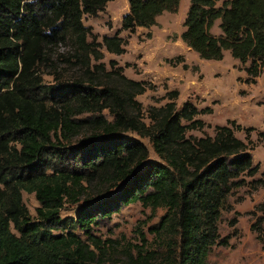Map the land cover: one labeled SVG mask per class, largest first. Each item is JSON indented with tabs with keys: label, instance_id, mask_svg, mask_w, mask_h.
I'll return each instance as SVG.
<instances>
[{
	"label": "trees",
	"instance_id": "16d2710c",
	"mask_svg": "<svg viewBox=\"0 0 264 264\" xmlns=\"http://www.w3.org/2000/svg\"><path fill=\"white\" fill-rule=\"evenodd\" d=\"M108 1L0 0V264H103L108 239L96 236L92 225L136 201L165 209L151 231L167 238L161 255L140 248L128 253L130 264H209L227 195L241 174L259 169L248 143L228 124L216 125L212 136H186L204 127L196 115L212 112L210 107L184 101L177 108L174 89L167 102L149 108L146 123L135 99L145 82L118 70L103 79V65L90 71V56L98 60L102 54L87 40L91 30L82 16L96 15ZM128 4L121 28L132 31L155 24L165 11L176 12L180 0ZM216 20L219 35L210 32ZM183 25L181 39L201 58L220 60L229 50L241 63L250 60L246 82H255L264 65V0H189ZM65 41L89 74L55 93L57 87L41 84L36 66L47 45ZM102 41L107 51L124 52L118 35ZM88 131L86 143L71 145ZM139 138L148 139L160 161L148 159ZM93 186L98 201L78 209L75 218L60 215L65 203L78 202ZM22 191L34 193L39 203L34 217Z\"/></svg>",
	"mask_w": 264,
	"mask_h": 264
},
{
	"label": "rangeland",
	"instance_id": "374dc122",
	"mask_svg": "<svg viewBox=\"0 0 264 264\" xmlns=\"http://www.w3.org/2000/svg\"><path fill=\"white\" fill-rule=\"evenodd\" d=\"M188 7L189 0H180L176 12L165 11L156 17L155 24L137 26L132 31L121 28L122 18L129 12L128 0H111L96 15L84 14L82 22L91 30L87 40H94V47L102 54L98 60L90 56L89 69L95 70L94 64L103 65L99 72L103 79L110 70H118L130 79L145 82V92L137 94L135 99L141 103L142 118L146 123H149V108L163 105L168 101L166 93L175 89L178 91L174 99L177 108L184 101H190L199 109L207 106L212 109L210 113L196 115L205 125L200 130H187L186 136H212L216 125L228 124L236 137L248 143L252 163L258 164L259 169L254 175L241 174L237 178L241 182L227 195L217 223L219 239L208 256V262L264 264V184H261L264 183V136L261 135L264 132V65L255 82L247 83L245 68L250 64L249 59L241 63L229 50L223 51L220 60L201 58L180 37ZM219 22L216 20L210 29L213 35L221 33ZM104 35L121 37L124 52L107 51L102 41ZM46 51V58L36 66V74L45 87L55 86V93H59V87L66 89L76 81L87 80L89 73H85V67L71 58V41L49 44ZM111 60L114 63H110ZM103 113L108 115L107 110ZM89 133L75 137L71 145L76 147L86 143ZM123 135L138 138L134 132ZM139 139L149 149L148 159L158 161L148 139ZM95 194L93 186L80 196L78 202L65 203L60 215L75 218L78 209L100 199L94 198ZM22 198L34 217L35 208L39 206L34 193L22 191ZM164 211L163 208L151 210L136 201L123 205L109 217H97L96 224L92 225L93 233L101 239H108L103 264H130L128 253L134 256L140 248L161 255L167 236H160L151 228L159 222ZM75 231L85 238L81 230ZM225 238V242H219Z\"/></svg>",
	"mask_w": 264,
	"mask_h": 264
}]
</instances>
